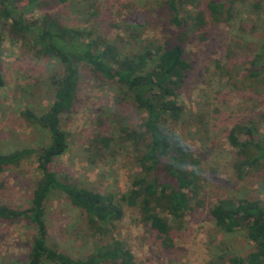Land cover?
Wrapping results in <instances>:
<instances>
[{"label":"rangeland","instance_id":"obj_1","mask_svg":"<svg viewBox=\"0 0 264 264\" xmlns=\"http://www.w3.org/2000/svg\"><path fill=\"white\" fill-rule=\"evenodd\" d=\"M206 2L197 0L180 11L181 17L191 14L185 18L191 25V16L200 10L207 23L187 32L184 41L192 68L179 90V101L184 106L182 118L174 123L178 135L199 159L197 199L203 202L194 205L177 225L172 224L171 247L160 243L155 231L142 222L139 208L123 198L140 172L135 147L120 149L111 143L106 150L92 140L111 136L116 142L122 126L139 130L143 114L124 91L97 78L88 68H81L74 106L62 116L69 145L51 163L52 169L61 178L113 197L122 210L113 236L132 252L136 264H204L222 248L242 256L254 249L253 241L242 229L234 233L220 231L210 210L225 198L264 201V167L247 168V173L238 178L233 167L236 149L228 139L230 129L237 123L252 124L257 136L264 134V72L257 77L248 74L250 59L262 51L264 43V0H234L233 17L221 23L208 22ZM166 3L167 0H67L65 4L52 3L51 10L65 24L89 27L96 35L114 42L120 51L135 53L178 34V28L169 20ZM41 12L35 9L25 17L35 19ZM0 32V72L4 80L0 87V151L38 149L48 143L49 135L28 123L21 113L25 109L38 114L47 110L54 99L52 75L62 68L55 60L36 57L28 44L11 34L2 22ZM246 138L244 133L239 135L241 141ZM97 146L103 147L98 154ZM39 177L34 157L7 167L0 174V204L28 207ZM44 207L47 244L51 248L83 259L101 245L111 244L108 236L92 233L84 211L72 205L63 193L50 192ZM35 233L24 219H0V264L26 263Z\"/></svg>","mask_w":264,"mask_h":264},{"label":"trees","instance_id":"obj_2","mask_svg":"<svg viewBox=\"0 0 264 264\" xmlns=\"http://www.w3.org/2000/svg\"><path fill=\"white\" fill-rule=\"evenodd\" d=\"M227 1L229 5H227ZM67 0H0V22L18 37L33 54L42 59L55 60L61 71L52 75L55 87L54 99L43 113L25 109L21 115L31 125L46 130L49 141L36 148L24 147L11 152L0 151V174L9 166L34 157L40 172L26 208L0 204V219H24L36 233L33 236L28 261L21 264H136L132 252L113 236L115 223L122 210L111 195L81 185L68 178H61L51 163L68 149L67 133L62 127V116L74 106L80 77V69L88 68L99 79L111 82L143 114L139 130L122 126L118 140L111 136L94 137V143L109 150L111 143L120 149L129 145L137 150L134 158L140 172L130 182L123 196L126 203L137 206L141 220L155 231L164 247H171L172 224L177 225L194 205H201L199 193V159L191 146L174 128L182 118L184 106L179 101V90L192 68L185 55L184 41L187 32L204 27L207 23L202 11L191 16V25L181 17L180 11L197 0H167L165 8L170 22L178 28V34L165 38L152 48L144 47L135 53L120 51L118 46L92 29L65 24L52 3L65 4ZM234 0H207L208 22L221 23L232 17ZM40 9L35 19L25 14ZM187 27V28H186ZM0 32V52L2 45ZM262 51L250 59L248 74L257 77L264 72V43ZM1 58V53H0ZM220 68V64L216 63ZM4 84L0 72V87ZM244 133V141L239 135ZM230 144L236 149L234 171L242 178L247 168L264 167V134L257 136L255 126L237 123L228 133ZM145 141V142H142ZM96 147V154L103 150ZM63 193L70 203L82 209L89 229L111 239V244L101 245L85 258H74L47 244V225L44 201L52 191ZM194 199V201H193ZM193 201V202H192ZM194 203V204H193ZM210 213L215 226L224 233L242 229L253 241L254 249L247 255L235 254L222 248L210 255L204 264H264V201L260 199L225 198L216 202ZM167 215L174 217L169 220ZM5 264V263H2Z\"/></svg>","mask_w":264,"mask_h":264}]
</instances>
